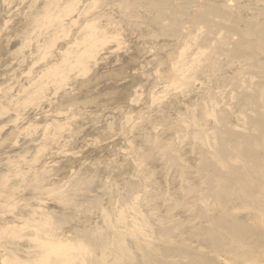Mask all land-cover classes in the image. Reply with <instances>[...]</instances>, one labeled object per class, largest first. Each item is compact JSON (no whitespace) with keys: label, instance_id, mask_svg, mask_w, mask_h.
Returning <instances> with one entry per match:
<instances>
[{"label":"rangeland","instance_id":"obj_1","mask_svg":"<svg viewBox=\"0 0 264 264\" xmlns=\"http://www.w3.org/2000/svg\"><path fill=\"white\" fill-rule=\"evenodd\" d=\"M87 3L81 5V12L99 18L98 25L111 24L126 35V44L120 63L114 58L90 77L93 86L86 99H95L80 109L88 107L82 115L98 137L94 132L84 133L85 144L82 141L76 148L77 153L85 152L81 160L60 158V162L74 160V166L66 173V184L56 183L52 190L63 187L65 195L72 196V206L56 216L77 221L89 216L85 210H95L94 214L99 210L108 223L116 224L118 214L124 213L123 226L136 220L147 222L156 233L163 227L171 230L182 222L179 217L166 224L158 220L174 217L176 212L154 211L165 181L160 168L169 174L192 173L203 189L195 201L192 222L170 239L173 243H157L158 252L147 258L148 263L225 264L221 251L242 247L257 251L248 264H264V242H258L261 233L252 220L254 203L264 194V177L260 179L264 170V0ZM29 13L28 8L0 17V35L8 32L1 58L20 50V32L34 31ZM13 83L12 79L9 84ZM19 84L15 79L14 86ZM98 87L103 91L94 94L92 89ZM5 94L0 93V130L6 131L0 140V159L21 148L14 144L21 145L24 138L19 135L14 142L15 130L9 126L16 114L13 98L17 91L13 98ZM34 122L41 126L37 132L41 134L47 119ZM161 133L169 143L155 163L146 158L150 151L143 142ZM164 198L170 200V196ZM260 211L264 217L262 207ZM184 237L201 244L203 250L198 251L202 252L189 246L190 242H181ZM131 242L133 237H126L125 246L131 248Z\"/></svg>","mask_w":264,"mask_h":264},{"label":"bare ground","instance_id":"obj_2","mask_svg":"<svg viewBox=\"0 0 264 264\" xmlns=\"http://www.w3.org/2000/svg\"><path fill=\"white\" fill-rule=\"evenodd\" d=\"M31 1L0 0V17L29 8L28 19L35 24L34 31L29 30L31 34L24 33L26 29L19 36L17 34L21 39L19 51L5 58L0 56V93L13 98L17 91L14 100L11 99L16 113L9 124L15 130L12 140H18L19 135L24 137L21 145L20 142L14 144L21 147H16L19 148L16 149L18 152L12 151V154L7 153L6 158L0 159V264H150L147 258L158 252V244L166 240L173 243L170 239L187 230L189 222H192L195 201L203 190L201 181L192 173L176 171L169 174L160 168L161 177L165 181L162 182L159 197V200L162 199L154 211L164 214L174 211L176 214L174 217H162L158 223H171V219L178 217L182 222L173 225L171 230L160 228L159 233L143 221L135 220L131 222L133 225L123 226L124 213L118 214L119 221L116 224L108 223L99 210L94 214L95 210L87 209L85 212L89 216L77 221L56 216L72 206V196H66L63 187L58 186L52 190L56 183L66 181V173L74 166V160L60 162V158L63 160L62 156H68L81 160L85 152L77 153L76 148L82 141L86 142L87 135L84 133L94 132L98 137L97 132L89 126L90 123H86V117L83 118V110L88 107L81 110L82 105L89 106L92 99H95H86L93 83L90 77L95 76L99 67H104L114 58L120 63L126 35L111 27V24L98 25L99 18L83 14L85 10L81 12V5L88 0H36L30 6ZM7 33L0 35V55L6 47ZM182 75L188 77L189 72H182ZM12 79L14 83L10 85ZM15 79L20 83L17 87L14 86ZM77 81L82 82L79 84ZM92 90L94 94L103 91L101 87ZM67 95L70 100L65 102ZM45 118L47 123L43 126L44 131L38 134L41 126L34 124V121ZM26 123L28 126L32 123L29 130L28 126L17 129ZM25 128L28 132L24 133ZM5 133L0 130V140ZM199 135H202L200 130ZM168 143V137L162 133L152 140H145L143 144L150 151L146 158L156 163L161 156V149L168 146ZM42 168L43 172L33 173ZM263 177L264 170L260 179ZM165 196H170V200H165ZM256 200L252 220L256 221L261 233V241L258 242H264V233L261 232L264 231V217L260 214L263 212L260 211L261 207L264 210V194L261 192ZM126 237H133L131 248L125 246ZM186 241L190 242L189 246L194 245L197 251L203 248L190 237H184L181 242ZM220 254L225 264H248L257 255V251L234 247ZM170 264L195 263L192 260L187 263L172 260Z\"/></svg>","mask_w":264,"mask_h":264}]
</instances>
